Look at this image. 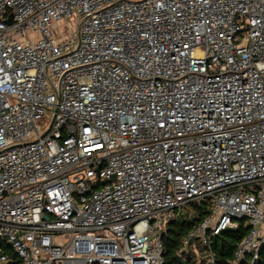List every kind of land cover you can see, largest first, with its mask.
<instances>
[{
  "label": "built area",
  "instance_id": "obj_1",
  "mask_svg": "<svg viewBox=\"0 0 264 264\" xmlns=\"http://www.w3.org/2000/svg\"><path fill=\"white\" fill-rule=\"evenodd\" d=\"M207 204L183 248L244 218L229 264H253L264 0H0V239L20 264H164L175 212Z\"/></svg>",
  "mask_w": 264,
  "mask_h": 264
},
{
  "label": "trees",
  "instance_id": "obj_2",
  "mask_svg": "<svg viewBox=\"0 0 264 264\" xmlns=\"http://www.w3.org/2000/svg\"><path fill=\"white\" fill-rule=\"evenodd\" d=\"M190 207L193 211L192 217L186 215L181 219L173 217L162 235L164 264H229L234 257L233 253L237 243L249 231L247 220L237 219L236 228L221 230L218 234L213 235L210 247L196 241L183 248V237L208 213V204L201 207L190 205ZM0 250L8 256L7 264H20L15 251L2 239H0ZM209 258H212L213 262H208ZM250 258L247 255L239 264H248ZM253 264H264V245L258 251V256Z\"/></svg>",
  "mask_w": 264,
  "mask_h": 264
},
{
  "label": "rangeland",
  "instance_id": "obj_3",
  "mask_svg": "<svg viewBox=\"0 0 264 264\" xmlns=\"http://www.w3.org/2000/svg\"><path fill=\"white\" fill-rule=\"evenodd\" d=\"M184 215H186L187 217H192L193 211H192V208L190 206H184L182 209H178L175 212L174 217L177 219L178 218L181 219ZM247 222H248V220H247Z\"/></svg>",
  "mask_w": 264,
  "mask_h": 264
},
{
  "label": "water",
  "instance_id": "obj_4",
  "mask_svg": "<svg viewBox=\"0 0 264 264\" xmlns=\"http://www.w3.org/2000/svg\"><path fill=\"white\" fill-rule=\"evenodd\" d=\"M10 20H8V22H9ZM177 257H179V256H177Z\"/></svg>",
  "mask_w": 264,
  "mask_h": 264
}]
</instances>
